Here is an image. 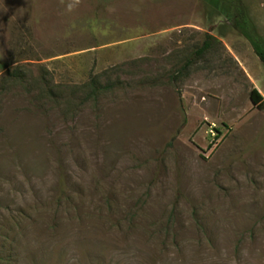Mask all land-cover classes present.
Here are the masks:
<instances>
[{
    "label": "rangeland",
    "instance_id": "374dc122",
    "mask_svg": "<svg viewBox=\"0 0 264 264\" xmlns=\"http://www.w3.org/2000/svg\"><path fill=\"white\" fill-rule=\"evenodd\" d=\"M251 87L210 1L0 0V264H264Z\"/></svg>",
    "mask_w": 264,
    "mask_h": 264
},
{
    "label": "trees",
    "instance_id": "16d2710c",
    "mask_svg": "<svg viewBox=\"0 0 264 264\" xmlns=\"http://www.w3.org/2000/svg\"><path fill=\"white\" fill-rule=\"evenodd\" d=\"M213 3L228 19L234 21L239 28L240 33L246 38L251 45L253 52L260 62L264 64V39L259 36L253 29L249 17L246 15L245 9L241 6L239 0H206ZM235 14L239 17L235 19ZM215 42V37L211 34L206 35L205 41L197 48L192 56L199 55L207 50L210 45ZM249 98L253 104L260 108H264V99L255 87H251Z\"/></svg>",
    "mask_w": 264,
    "mask_h": 264
},
{
    "label": "crops",
    "instance_id": "0c3cea01",
    "mask_svg": "<svg viewBox=\"0 0 264 264\" xmlns=\"http://www.w3.org/2000/svg\"><path fill=\"white\" fill-rule=\"evenodd\" d=\"M234 57H235L236 60L239 61V63H241V57L238 54L234 55Z\"/></svg>",
    "mask_w": 264,
    "mask_h": 264
}]
</instances>
